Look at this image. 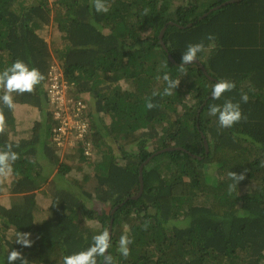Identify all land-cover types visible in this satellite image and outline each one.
I'll return each mask as SVG.
<instances>
[{
	"label": "trees",
	"instance_id": "trees-1",
	"mask_svg": "<svg viewBox=\"0 0 264 264\" xmlns=\"http://www.w3.org/2000/svg\"><path fill=\"white\" fill-rule=\"evenodd\" d=\"M183 1L105 0L109 11L97 13L93 0H0V73L19 59L44 77L31 93H11V107L0 99V151L11 145L18 155L0 176L10 195L0 202V264L13 249L28 264H63L110 225L113 264H264V0L203 19L229 0ZM200 42L197 58L214 80L196 63L178 68ZM55 65L68 99L86 104L84 130L73 129L78 150L64 156L47 88ZM165 73L178 85L171 95ZM220 80L235 88L213 100ZM228 99L246 119L224 129L208 110ZM17 105L38 114L13 133ZM19 233L30 234L31 247L16 243ZM122 235L132 241L127 258Z\"/></svg>",
	"mask_w": 264,
	"mask_h": 264
},
{
	"label": "clouds",
	"instance_id": "clouds-1",
	"mask_svg": "<svg viewBox=\"0 0 264 264\" xmlns=\"http://www.w3.org/2000/svg\"><path fill=\"white\" fill-rule=\"evenodd\" d=\"M93 8L97 13H107L109 11V7L108 5H106L105 0H93ZM146 14L147 10H145V15ZM206 39L213 40L215 39V37L209 34L208 36H206ZM203 51H205V45L203 44V42L189 44L187 46L186 51L182 54L181 62L178 68L183 71L186 66L194 63L197 60L198 53H201ZM43 79L44 77L38 69H29V67L23 61L18 59L12 64L10 68L0 73V87L5 90V95L3 97H0V99L3 100L5 105L11 107V93H31L34 90L35 86L40 84ZM162 79L167 84V87L164 89V95H171L172 89H176L178 86L177 82L172 80L167 73L163 75ZM64 85L66 87V102L72 103L69 106L70 108L66 106V109L68 110V116L67 113H65L64 116L59 118L57 112L55 113V118L56 120H58L59 123L58 127L54 129L55 141L57 140V137H59V135H61V137H66L73 126V124L71 123H76V121H80L79 118L81 116L80 115L79 117H76V114H74L72 110V106L73 104L75 105L76 102L73 99H68V92L70 87L67 81L65 80V77ZM234 88V83L228 80H220L214 84L211 91V98L213 100H220L226 92H230ZM240 102L247 103L248 96L246 94L241 95ZM240 102L234 103L231 99H228L224 101L223 105L211 104L209 105L208 115L217 117L218 126L220 128H231L235 124L239 123L242 119H246L242 114ZM83 105L85 106L86 104L83 103ZM146 107L151 110L152 108L156 107V105L151 102H148L146 104ZM71 117H73V119ZM66 122H68L69 124L66 125ZM6 149L7 150L0 151V176H7L8 174H10L12 171V163H14L18 159V155L17 153L12 151L11 145H6ZM229 177L237 183H240L242 180L245 179V175L243 173L238 175L234 172H231L229 173ZM231 187L232 186H230V188ZM16 243L23 247H31L32 242L30 240V234L19 233ZM130 243H132V241L127 235H122L120 237L118 251L124 258H127L130 254V250L128 247ZM110 247L111 236L110 233L105 230L93 236L92 245L87 250L69 256H65L63 259V264H98V257L102 258L103 264H113V257L107 254V250ZM18 260L20 261V264H28L27 260L21 256V253L19 251L14 249L11 250L7 256V264H16Z\"/></svg>",
	"mask_w": 264,
	"mask_h": 264
},
{
	"label": "rangeland",
	"instance_id": "rangeland-1",
	"mask_svg": "<svg viewBox=\"0 0 264 264\" xmlns=\"http://www.w3.org/2000/svg\"><path fill=\"white\" fill-rule=\"evenodd\" d=\"M184 1L183 0H175V4L178 5V4H181L183 3ZM46 39L47 41L50 43L51 41V36L50 35H47L46 36ZM55 67L59 68L57 65H55ZM53 86V85H52ZM50 87V84H48L47 88ZM67 113V116H68V110L66 111ZM38 114V110L37 109H33L29 106H22V105H17L15 107V119H16V122L13 126V129L12 132L14 133V131H18V132H21V131H24L26 129H28V127L32 126V123L34 122L35 120V117L37 116ZM66 116V117H67ZM73 119V117H71ZM78 126L73 124L72 129H77ZM69 131L68 135L66 137H61V135H59V137H57V142L60 143V149H61V155L64 156V152H73V153H76L77 150H78V145H79V138H77V135L75 133H73V130L72 131ZM17 133V132H16ZM76 142H75V141ZM113 144V142H112ZM84 149H86L85 151L87 152L86 154H91V149H92V146L87 144L86 142L82 143ZM114 145V144H113ZM113 147H116L118 148L117 145H114ZM88 148V149H87ZM55 175V174H53ZM52 175V176H53ZM1 189H4L3 186H0ZM4 192H2L0 190V202L4 203L5 205H7V202H8V198H9V194H3ZM47 202V200L45 201ZM93 202V201H92ZM90 202L88 204L89 207L91 208H97V204L95 202Z\"/></svg>",
	"mask_w": 264,
	"mask_h": 264
},
{
	"label": "built area",
	"instance_id": "built-area-1",
	"mask_svg": "<svg viewBox=\"0 0 264 264\" xmlns=\"http://www.w3.org/2000/svg\"><path fill=\"white\" fill-rule=\"evenodd\" d=\"M51 80L52 81L50 83V87L48 90H49V94L52 100V104L55 105L56 108H59L57 115L60 118L64 116V114L66 113L67 111L66 106H70L72 102L70 103L66 102V98H65L66 87L64 85V75L59 68L57 67L53 68V77ZM84 108L85 106L83 105L82 102H77L75 105L73 104L72 106V110L74 114L76 113V117H79L81 115V114H78V112H81ZM68 124L69 123L66 122V125ZM71 124H75L78 126V128H81L82 130H84V126L82 125L81 120L76 121V123H71Z\"/></svg>",
	"mask_w": 264,
	"mask_h": 264
},
{
	"label": "water",
	"instance_id": "water-1",
	"mask_svg": "<svg viewBox=\"0 0 264 264\" xmlns=\"http://www.w3.org/2000/svg\"><path fill=\"white\" fill-rule=\"evenodd\" d=\"M240 1H242V0H229V1H226V2L223 3L222 5H219V6H217V7H214V8H212V9H210V11H209L208 13L204 14L202 17H200V19H203L204 17H206L209 13L213 12L214 10H217V9L223 7V6H227V5H229V4L236 3V2H240ZM170 24H175V23H174V22H171ZM189 26H191V24H190ZM166 29H167V26L164 27V29L162 30V32H161V34H160L161 43H162V45H163L164 48H166V46H165V43L163 42V36H164V33H165ZM169 58H170V60H171L172 62L176 63L175 60L173 59V57H172L171 55L169 56ZM194 63L198 64V65L201 67L203 73H204L206 76H208L209 79L214 80L212 77L209 76V74H208L206 68H205V67L203 66V64L198 60V58H197V60H196ZM176 64H177V63H176ZM203 138H204V144H205V147H206V153H208V150H209V149H208V142H207V140H206V138H205L204 136H203ZM173 149H176V148H169V149H167V150H173ZM178 149H179V148H178ZM194 157H196V155H194ZM199 158H200V157H199ZM200 159H201V158H200ZM142 168H143V167L140 168L141 171H142ZM140 173H141V172H140ZM142 179H143V178H142V174H141V177H140V181H141V190H140V193H139V194H141L142 189H143V182H142ZM109 233H110V236H111V234H112V226H111V225H110Z\"/></svg>",
	"mask_w": 264,
	"mask_h": 264
}]
</instances>
